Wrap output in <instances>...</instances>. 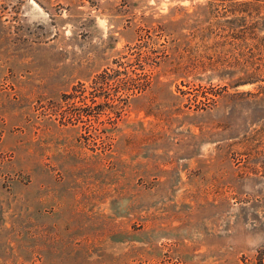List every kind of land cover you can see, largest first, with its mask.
Returning <instances> with one entry per match:
<instances>
[{
  "label": "rangeland",
  "instance_id": "obj_1",
  "mask_svg": "<svg viewBox=\"0 0 264 264\" xmlns=\"http://www.w3.org/2000/svg\"><path fill=\"white\" fill-rule=\"evenodd\" d=\"M261 54L264 0H0V264H264Z\"/></svg>",
  "mask_w": 264,
  "mask_h": 264
},
{
  "label": "trees",
  "instance_id": "obj_2",
  "mask_svg": "<svg viewBox=\"0 0 264 264\" xmlns=\"http://www.w3.org/2000/svg\"><path fill=\"white\" fill-rule=\"evenodd\" d=\"M244 31H241V35L243 36L244 35V33H243ZM260 62V64H257V67L255 68V70L256 71H259L260 70V68H261V66L262 65H264V54H261V56H260V58L258 59ZM255 71V72H256ZM104 73H107L106 71L104 72Z\"/></svg>",
  "mask_w": 264,
  "mask_h": 264
}]
</instances>
